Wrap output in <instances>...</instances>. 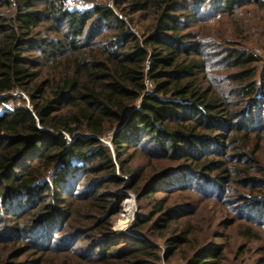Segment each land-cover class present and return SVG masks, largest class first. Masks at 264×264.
Wrapping results in <instances>:
<instances>
[{
  "label": "trees",
  "instance_id": "trees-1",
  "mask_svg": "<svg viewBox=\"0 0 264 264\" xmlns=\"http://www.w3.org/2000/svg\"><path fill=\"white\" fill-rule=\"evenodd\" d=\"M263 16L264 0H0V102L27 100L0 113V264H224L200 199L208 229L227 211L239 238L264 233ZM223 18L229 37L201 36ZM128 192L148 200L142 237L121 231Z\"/></svg>",
  "mask_w": 264,
  "mask_h": 264
},
{
  "label": "rangeland",
  "instance_id": "rangeland-1",
  "mask_svg": "<svg viewBox=\"0 0 264 264\" xmlns=\"http://www.w3.org/2000/svg\"><path fill=\"white\" fill-rule=\"evenodd\" d=\"M96 1H109L110 0H96ZM82 6V5H81ZM84 6V5H83ZM264 17V16H263ZM228 19L223 18L221 20L214 19L210 23H208L205 27L200 28L201 33L205 36V38H212L214 39L217 35L223 34L224 37H229V31L232 28L230 22H226ZM252 24L254 26L257 24L255 21H252ZM256 27V30H259ZM261 34L264 35V29L261 30ZM254 34H252V37ZM259 36V35H258ZM262 42L260 45L254 47V52L256 55L260 58V64H264V37L261 38ZM218 40V38H217ZM149 87V86H148ZM147 87V88H148ZM149 91V89H148ZM11 99L7 103H5V106L7 108H11L13 105H17L19 103H22V100L25 99L26 103L27 100L24 98L19 91H13L10 94H8ZM9 97V98H10ZM4 109V105L0 104V110ZM103 142L104 144H108L109 142V135H105L103 137ZM141 159L137 160V163H140ZM120 193V191H118ZM134 195L130 192L124 194V199H123V205H122V212L124 215V225L122 226L121 231L126 232L128 230H133V223L135 222V216L137 213L139 215H147L149 211V204L148 200H142L141 202H137L134 198V212L132 217V203L129 200V204L126 205L125 208V203L128 199H130V196ZM194 197H199L196 194H193ZM196 198H194V202ZM201 205L203 207V210L199 213V215L194 219L195 224H193L196 227V233L198 234V237L200 238V241H203V243H215L218 245H221L223 247V261L224 264H250L251 262L259 259L260 257H263V253L259 252V249H262L264 247V233L263 232H257L255 226H252L251 233L246 240L239 238V234L242 231V229H238V223L231 225V221L235 223V219H233V215L225 211V213L222 216L216 215L217 216V225H214L212 228L208 229V219L211 217L214 207L211 206L212 202H203L201 199L200 201ZM130 206V207H128ZM128 207V208H127ZM127 213V216H126ZM131 213V215H129ZM217 214V213H216ZM128 229V230H125ZM136 231V230H135ZM139 235V237H142L141 233L136 231ZM157 243H160V240H157ZM241 245H244V248L241 252H238V249ZM170 264H182L181 260L179 259H174Z\"/></svg>",
  "mask_w": 264,
  "mask_h": 264
},
{
  "label": "built area",
  "instance_id": "built-area-1",
  "mask_svg": "<svg viewBox=\"0 0 264 264\" xmlns=\"http://www.w3.org/2000/svg\"><path fill=\"white\" fill-rule=\"evenodd\" d=\"M21 95H22L24 98H26L22 93H21ZM0 104H1V105H4V109H1V110H0V113L11 111V108H10V107L7 108V107L5 106V103L0 102ZM128 196H130V195H128ZM125 230H128V229H125ZM125 234L130 235V236H133V237H137V238L139 237L138 233H137L135 230H132V231H131V230H128V231L125 232Z\"/></svg>",
  "mask_w": 264,
  "mask_h": 264
},
{
  "label": "bare ground",
  "instance_id": "bare-ground-1",
  "mask_svg": "<svg viewBox=\"0 0 264 264\" xmlns=\"http://www.w3.org/2000/svg\"><path fill=\"white\" fill-rule=\"evenodd\" d=\"M129 200L130 199H128L127 201H126V203H125V208H126V205H128L129 204ZM131 201V200H130ZM131 203H132V201H131ZM128 207H130V206H128ZM127 207V208H128ZM133 212H134V206H133V203H132V215H133ZM129 215H131V213H129ZM126 216H127V213H126Z\"/></svg>",
  "mask_w": 264,
  "mask_h": 264
},
{
  "label": "water",
  "instance_id": "water-1",
  "mask_svg": "<svg viewBox=\"0 0 264 264\" xmlns=\"http://www.w3.org/2000/svg\"><path fill=\"white\" fill-rule=\"evenodd\" d=\"M130 200L132 201L133 206H134V197L132 195H130ZM132 217H134V215H132Z\"/></svg>",
  "mask_w": 264,
  "mask_h": 264
}]
</instances>
